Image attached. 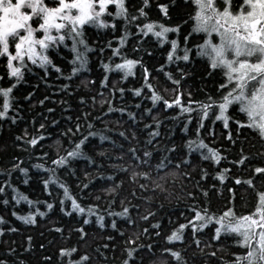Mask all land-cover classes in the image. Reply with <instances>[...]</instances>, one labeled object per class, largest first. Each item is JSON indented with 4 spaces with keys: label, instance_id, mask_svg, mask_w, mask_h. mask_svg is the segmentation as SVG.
<instances>
[{
    "label": "trees",
    "instance_id": "1",
    "mask_svg": "<svg viewBox=\"0 0 264 264\" xmlns=\"http://www.w3.org/2000/svg\"><path fill=\"white\" fill-rule=\"evenodd\" d=\"M141 3V0H126V6L130 12H133ZM157 3L168 5L169 15L166 18L160 14L156 7ZM109 10L114 12V6H109ZM193 12V7L184 4L183 0H178L177 6H173L172 0H150L147 8L148 19L159 21L164 24H175L184 21L180 32L170 33L169 39L176 38L180 47L185 46L183 37L191 31L192 21L189 19ZM114 27H107L98 30L95 27L87 26L85 37L93 49L88 53L87 70L73 76L71 80L64 79L71 74L72 65L69 61L72 54L67 47L59 46L51 51L50 58L56 67L61 69V73L55 71V68L49 66L48 75H44V69L28 63L27 67L22 68L23 79L16 82L15 78L8 76L7 58L0 57V88H7L15 83L11 96L14 98L13 108L9 112L10 117H15V123L11 119L0 120V169L10 168L13 157H16L21 166L28 169L26 175L18 171L13 172L11 176L0 175V183L8 179L17 190L26 195L32 201L53 202L54 206L59 204V197L64 195V190L58 188L55 184L50 185V191H44V185L41 183L47 178V173L43 170L33 168L34 163H42L40 157L45 152L48 156L44 158L47 164L56 158L57 153L63 154L66 149L73 145L70 141H78L82 135L88 132V124L94 125L95 131H104L109 136V141L101 142L99 137H89L86 145L83 146L85 153L94 157L97 163H103L104 169L98 170L88 164L86 160H75L70 168H60L57 170V176L62 183L69 189V194L76 198L78 203L85 208L89 205L98 206V209L104 210L111 208L112 211H119L121 200L130 205V217L134 221L128 225L125 220L116 218L117 229L114 231L111 227L101 229L96 224L94 215L88 216L89 224L84 225L83 220L72 214L70 217L63 216L58 207L52 211L46 218L35 217V224H24L12 215L15 211L18 215H24L29 212V205L20 201L16 203L11 199V189L6 193L0 194V201L7 199L9 203L5 205L0 202V260H5L6 264H37L41 256H48L51 259L48 264H61V260H78L80 255L86 254L89 260L86 264H121L124 256V249L136 248L137 245H144L135 253L138 264H174L171 256L164 252L165 248L179 250L181 254L188 259V264H222L232 260L233 254H239L244 249L239 248L234 243V237L222 238L218 236L217 240L211 239L215 233V223L205 225L203 229H197L195 232L190 226L192 216L195 214L191 209L203 211L205 207L208 214L220 215L227 208H231L236 216L251 214L255 211L259 200L258 193L264 192V177L257 173L253 176V170L256 167H264V141H261L256 131L244 127L241 129V135L236 136V126L232 121H246L243 114L238 112V106H230L227 115L230 117L229 125L226 128L224 122L215 121V113L211 112L199 121V114L195 111V104L192 105L194 111L188 114H180L179 108L172 106L165 110L161 102L153 106L152 101L147 99L150 93L142 88L143 75L140 66H135L132 73L121 80L122 73L109 71L107 74L103 68V63H119L120 56L129 59H139L146 65L155 79L151 80L154 88L164 98L174 99L172 85L163 72L157 73L156 69L160 65H165V70L172 71L175 74L176 64H166L167 47L158 44L151 35L141 37L137 33L136 24L133 23L127 28L130 33L127 39L120 41L122 20H112V17L106 16ZM143 23V19L140 21ZM203 33H193L189 39L187 47L191 48V55L195 57L196 49L193 45L203 42ZM110 43V47H106ZM70 44V42H69ZM119 45V56L112 55V48ZM103 47V53L100 48ZM14 51V48L12 49ZM151 53V55H149ZM183 64V62H180ZM196 67L192 69L193 75L185 77L181 82L183 85L184 96L182 102L187 104L189 99L192 101H203L206 94L217 95V87L225 82L223 72L219 69L205 72L207 60H201L195 57ZM178 78V76H177ZM104 80V86L100 81ZM92 81L87 87L82 83ZM64 85H68L67 91ZM142 88L140 96L133 94L135 88ZM120 89L123 92L119 91ZM227 89L221 90L226 91ZM29 92L33 95L24 100ZM191 93L189 96L187 93ZM85 97L86 104L79 103L80 97ZM47 97V99H45ZM95 97V102H93ZM44 103L41 104L40 101ZM111 101L114 108H125L135 115L136 123L133 124L127 114L121 120L119 112L108 113L101 120H96L101 113L108 112V103ZM2 102V101H0ZM139 105V107H137ZM149 109L150 114L145 115L144 109ZM52 109V111H49ZM84 113L88 118H84ZM191 119H188V116ZM153 116L160 120L157 125ZM70 117V119H69ZM77 117L80 119L78 120ZM55 121V123H53ZM119 121V122H118ZM187 121V123H185ZM77 123L80 124V132H75ZM203 123V126H200ZM44 125L41 128V125ZM107 125V128H105ZM148 125L147 128L144 126ZM199 127V133L197 128ZM73 129L72 133L61 135L67 129ZM183 129V131H181ZM212 129L214 134L209 135L208 130ZM124 131L128 137L125 140L119 136V132ZM159 133L158 136H152V132ZM233 135V141L224 137ZM133 133L135 139H133ZM199 135L208 147L214 148L219 153V159L213 162L209 159H202L200 151L186 152L185 143ZM20 136L21 140L15 138ZM41 137L36 146H29L25 143L26 139ZM122 144L124 152L129 147L135 148L138 152L149 150L155 153L153 164L162 157H166L165 164L167 168L162 170V174L174 172L175 175L167 176V180L156 179L157 173L153 168L151 177L156 180L161 188L155 187L152 180H144L137 177L135 182L128 179L130 173H121L115 176V180L123 182V186L118 189V195L106 194L102 191L109 185L103 180L98 179L100 171L104 175L110 174L111 165L115 163L110 159H104L97 155L100 151H105L109 157L119 156L120 148L113 146ZM151 141V147H149ZM102 145V147H95ZM175 145V151L168 152L167 149ZM243 149L246 155V161L237 166L234 161L239 159ZM208 155L206 150H203ZM189 157L190 162L184 163V156ZM125 162L128 156L124 157ZM171 161L169 164L168 161ZM176 165H179L177 168ZM47 166V165H46ZM222 169H228L224 173L223 183L217 179ZM146 170V169H142ZM85 173H88L87 177ZM203 176V179H201ZM239 177L241 181L253 178V185L235 183V178ZM27 181V183H25ZM84 184H88L87 190H83ZM145 184V188L140 185ZM232 189L229 192V189ZM209 195L207 198L203 195L204 191ZM135 192V195L132 193ZM188 192H192L191 197ZM100 196V200L95 197ZM114 203L109 204L108 201ZM70 206V201H68ZM39 208L46 211L43 203L33 207L31 211L35 212ZM151 213V215H149ZM100 214L105 215L103 211ZM141 216H147V220L140 219ZM111 223L112 218H108ZM184 224L185 228L179 230L182 236L181 241L169 242L166 237L172 231L178 230V225ZM83 227L87 235L83 240L80 234L74 230L76 227ZM55 227H62V232L54 231ZM15 231H9V229ZM143 229H148L143 233ZM124 235L121 236L120 232ZM32 237V248L25 251L28 247L27 237ZM111 236L108 240L106 237ZM200 241L197 245L193 237ZM131 239L134 243L128 244ZM44 244L41 249L40 245ZM108 245L107 248L104 245ZM115 245V248H113ZM151 245V252L147 246ZM76 248L70 257L60 258L58 256L59 248ZM13 251H9V250ZM215 253L210 256L209 253Z\"/></svg>",
    "mask_w": 264,
    "mask_h": 264
},
{
    "label": "snow or ice",
    "instance_id": "2",
    "mask_svg": "<svg viewBox=\"0 0 264 264\" xmlns=\"http://www.w3.org/2000/svg\"><path fill=\"white\" fill-rule=\"evenodd\" d=\"M183 3L190 4L193 7V12L190 14L189 19L192 21L191 31L183 37L185 46L180 47V44L176 38L169 39L170 33H179L184 21L175 24H164L159 21H152L148 19L147 8L150 5V0H141L138 7L133 12H130L126 6V0H0V57L7 58L8 76L15 78L16 82H20L23 79L22 68L27 67L28 63L36 65L39 68H43L44 75H48L49 66L55 68V71L61 73V69L53 64L50 58L51 51L56 50L59 46L69 48L72 59L69 63L72 65L71 74L65 76L64 79L71 80L73 76L82 71L87 70L88 53L93 51L90 47L85 32L87 26H92L98 30L114 27L107 19L106 16L112 17V20H122L120 41L123 42L130 34L127 32V28L133 23L136 24L137 33L141 37L145 35H151L158 44L167 47L166 64H176L175 74L172 71L165 70V65H160L156 69L157 73L163 72L164 77L175 85L173 89L174 99L164 98L154 88L151 83L152 76L150 69L144 65L139 59H129L124 56H120V62L112 64L103 63V68L107 74L109 71L120 72L121 80L126 78L132 73V69L135 66H140L143 75L142 88L147 89L150 95L147 99L152 101L153 106H157V102H161L165 110L176 106L179 108L180 114H188L194 111L192 105L195 104V111L199 114V121L203 122L206 116H209L211 112L215 113V121L224 122L225 127L229 125L230 117L227 112L230 106H238V112L243 114L246 121L234 120L232 123L236 126V136L241 135V129L247 127L257 132L261 141H264V0H183ZM173 6H177L178 0H172ZM114 6L115 11L109 10V6ZM156 7L159 9L160 14L166 18L169 15L168 5L165 3H157ZM143 19V23H141ZM193 33H203V42L193 45L196 49L195 57H200L201 60H207V66L205 72L209 70L219 69L223 72L225 82L217 87V95L206 94L203 101H192L189 99L187 104L182 102L184 96V90L182 81L185 77H191L193 75L192 69L196 67L194 63L195 57L191 55L192 49L187 47L190 37ZM215 34L216 42H213L209 37ZM70 42V44H69ZM110 47V43L105 45ZM14 48V51L12 49ZM104 48H100V52L103 53ZM112 55L119 56V45L112 48ZM151 55V53H149ZM180 62H183L181 64ZM178 76V78H177ZM82 83L85 87L91 84L92 81ZM104 86V80L100 81ZM16 86L12 83L7 88H0V120L11 119L12 123H15V117H10L9 112L13 108L14 98L11 96L13 88ZM64 90L67 91L68 85H64ZM142 88H135L133 94L140 96ZM227 89L226 91H221ZM119 91L123 92L122 89ZM189 96L191 93H187ZM33 95L29 92L24 96V100H28ZM47 99V97H45ZM95 102V97L92 98ZM44 103L43 100L40 101ZM79 103L81 105L86 104L85 97L81 96ZM109 107L108 112L101 113L100 117H96V120L108 113L119 112L121 114L120 119L127 114L128 118L133 124L136 123L135 115L125 108H114L111 101H107ZM139 107V105H137ZM52 111V109H49ZM144 114L149 115L150 110L144 109ZM84 118H88V114L84 113ZM70 119V117H69ZM79 120L80 118L77 117ZM191 119V116H188ZM153 120L157 125L160 124V120L153 116ZM119 122V121H118ZM55 123V121H53ZM187 123V121H185ZM203 126V123H200ZM44 125H41L43 128ZM145 128L148 125L144 126ZM80 124L77 123L75 132H80ZM107 128V125H105ZM88 132L86 135H82L78 141H70L73 146L70 149H66L63 154L57 153L56 158L47 164L44 159L48 156L45 152L40 159L42 163H34L33 168L43 170L47 173V178L43 179L41 183L44 185V191H50V185L55 184L58 188L64 190V195L59 197V204L54 206L53 202H40L32 201L26 195L20 193L8 179L3 180L0 183V194L6 193L7 189H11V199L16 203L24 201L29 205V212L24 215H18L13 211L12 215L24 224H35V217L46 218L48 214L56 210L58 207L59 212L63 216L70 217L72 214L83 220V224L90 223L88 216L94 215L96 218V224L101 229L111 227L114 231L117 229L116 218L125 220L128 225H132L134 221L130 217L131 207L125 204L121 200V207L119 211H112L111 208L100 210L98 206L89 205L87 212L85 208L78 203L76 198H73L69 194V189L61 182L57 176V170L60 168H70V165L75 160H86L88 164L94 166L98 170H103V163H97L93 156L85 153L83 146L88 142L89 137H99L101 142L109 141V136L104 131H95L94 125L88 124ZM183 131V129H181ZM73 129L69 128L65 133L61 135H67L72 133ZM199 133V127L197 128ZM209 135L214 134L212 129L208 130ZM152 136H158L159 133L152 132ZM119 136L125 140L128 139L124 131L119 132ZM133 139L135 134L133 133ZM229 141H233V135L231 132L224 137ZM21 140L20 136L15 138ZM41 137H33L26 139L25 143L29 146H36L37 141ZM113 146L120 148L121 152L119 156L109 157L105 151L97 153L99 157L104 159H110L115 161L111 165V172L105 176L103 171H100L98 179L103 180L105 184L109 186L103 188L102 191L106 194L118 195V189L123 186V182L115 180V176L121 173H130L128 179L135 182L137 177L144 180H152V183L157 188H161L160 184L156 183L151 177L153 168L156 170V179L161 181L167 180V176L175 175L174 172H167L162 174V170L167 168L165 164L166 157H162L159 161L153 164L155 153L149 150H142L138 152L135 148L129 147L127 152H124L122 144H116L112 141ZM235 146V141H233ZM95 147H102V145H96ZM149 147H151V141H149ZM206 150L208 155L204 154ZM167 151H175V145ZM186 152L200 151L202 159H211L213 162L217 161L219 153L216 149L208 147V145L200 139L199 135L196 138L189 140L185 143ZM128 156V161L125 162L124 157ZM247 157L241 149L239 159L234 163L239 167L245 161ZM13 162L8 169H0V175L11 176L13 172L18 171L22 175H26L28 169L22 167L19 160L13 157ZM189 157L184 156V163H189ZM170 164L171 161L169 160ZM47 165V166H46ZM178 168L179 165H176ZM146 169V170H142ZM228 169H222L218 174L217 179L223 183ZM261 174L264 177V167H256L253 170V176L255 174ZM88 173H85L87 177ZM203 179V176H201ZM27 183V181H25ZM235 183L253 185V178L244 179L241 181L239 177L235 178ZM88 184H84L83 190H87ZM141 188H145V184L140 185ZM163 190V188H161ZM229 192L232 191L230 188ZM135 195V192L132 193ZM192 192H188V196L191 197ZM205 198L209 193L205 190L203 192ZM259 200L257 202L255 211L251 214L236 216L231 208H227L222 214H208V209L205 207L203 211L196 208L191 209L194 211L192 221L189 222L193 231L197 229H203L205 225L214 222L215 233L211 237L216 241L218 236L222 238L234 237V243L245 251L233 254V259L222 264H264V192L258 193ZM100 196H96V200H100ZM70 201V206L68 204ZM7 205L9 201L7 199L0 201ZM43 203L46 211H41L39 208L35 212L31 211L37 204ZM109 204L114 203L108 201ZM103 211L105 215L100 214ZM151 215V213H149ZM108 218L111 219V223L108 222ZM147 216H141L140 219L147 220ZM0 223H3V219L0 218ZM185 228L184 224L178 225V230H174L170 235L166 237L169 242L181 241L182 236L179 230ZM80 234L81 240L87 235L84 228L76 227L70 229ZM2 231V230H0ZM9 231H15V229H9ZM55 232H62V227H55ZM148 229H143V233H147ZM120 235L124 233L121 231ZM29 242L25 251H30L32 248V237L26 238ZM106 239L111 240L112 237L108 236ZM193 241L198 245L199 240L193 237ZM128 244L134 243L130 238L127 240ZM105 248L108 245H104ZM144 245H137L136 248L124 249V256L121 260V264H138L135 253L138 249L143 248ZM40 248H44V244L40 245ZM115 248V245H113ZM148 251L151 252L152 246H147ZM13 251V250H9ZM76 248H59L58 256L60 258L70 257L73 252H76ZM167 252L174 264H188V259L185 258L179 250H173L165 248L163 250ZM210 256H215V253H209ZM51 257L41 256L37 261V264H48ZM89 256L86 254L80 255L78 260L67 259L61 260V264H86L89 260ZM0 264H6L5 260H0ZM19 264H23L20 261ZM160 264H165V261H161Z\"/></svg>",
    "mask_w": 264,
    "mask_h": 264
},
{
    "label": "rangeland",
    "instance_id": "3",
    "mask_svg": "<svg viewBox=\"0 0 264 264\" xmlns=\"http://www.w3.org/2000/svg\"><path fill=\"white\" fill-rule=\"evenodd\" d=\"M209 38L212 39L213 42H216V38H215V34L214 33Z\"/></svg>",
    "mask_w": 264,
    "mask_h": 264
}]
</instances>
